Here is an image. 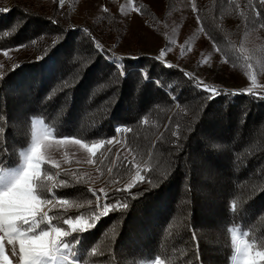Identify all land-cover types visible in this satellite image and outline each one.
<instances>
[{
    "label": "trees",
    "instance_id": "obj_1",
    "mask_svg": "<svg viewBox=\"0 0 264 264\" xmlns=\"http://www.w3.org/2000/svg\"><path fill=\"white\" fill-rule=\"evenodd\" d=\"M57 8H0V51L34 52L0 77V171L21 166L35 119L56 139L88 145L126 130L120 151L105 144L96 157L103 175L112 169L107 203L127 208L102 216L89 173L57 176L45 166L52 183L67 181L54 195L68 204L50 215L69 233L61 239L70 256L82 264H233V232L264 250V91L219 88L210 98L196 76L146 55L122 58L121 76L93 30L62 24ZM197 18L233 67L260 72L264 0H207ZM137 167L145 181L125 190ZM77 218L76 232L63 224Z\"/></svg>",
    "mask_w": 264,
    "mask_h": 264
},
{
    "label": "rangeland",
    "instance_id": "obj_2",
    "mask_svg": "<svg viewBox=\"0 0 264 264\" xmlns=\"http://www.w3.org/2000/svg\"><path fill=\"white\" fill-rule=\"evenodd\" d=\"M206 1L63 0L61 4L60 0H0V8L8 11L15 6L33 7L51 14L55 7L57 8L58 2L57 11L61 23L90 27L96 36L95 44L99 43L103 51L111 54L109 58L117 65L121 64V59L125 57L141 55L156 57L161 51H165L160 61L183 68L209 88L264 91V65L258 73L233 67L204 33L197 12ZM104 8L108 11H103ZM258 34L264 38V32ZM33 55V50L21 48L0 51V77L5 70ZM33 128L42 134L50 133L45 140L48 146L46 156L59 165V168H56L57 173L84 171L89 173L91 178L90 191L100 189L104 192L109 191L106 187L109 173L107 171V175H103V171L99 169L100 161L103 159L98 160L96 156L94 157L88 148L83 147L84 143L77 144L73 139H56L40 119L34 120ZM125 133V129L119 128L117 139L111 145L117 152L124 147ZM100 150L101 148L97 149V154ZM21 166L15 170L0 171V187L7 186L12 176L21 170ZM132 179L133 177L125 185L132 182ZM95 200L98 204L105 203L104 199L97 200L95 197ZM102 211L101 209V215ZM234 238L237 244L247 242L240 232H233ZM10 247L5 242V254H8L10 259H13V264H16V258L11 256ZM67 264L82 263L69 253ZM233 264H242L236 250Z\"/></svg>",
    "mask_w": 264,
    "mask_h": 264
},
{
    "label": "snow or ice",
    "instance_id": "obj_3",
    "mask_svg": "<svg viewBox=\"0 0 264 264\" xmlns=\"http://www.w3.org/2000/svg\"><path fill=\"white\" fill-rule=\"evenodd\" d=\"M60 3L63 4V0H60ZM136 10L140 11L139 9ZM103 11L107 12L108 9L104 8ZM95 47L103 51L99 43H96ZM5 55H7V52H5ZM164 55L165 51H161L153 59L160 61ZM167 66L172 67L171 64ZM117 67L121 69V76H123V64H119ZM185 75L189 79H195L190 73H185ZM201 85H203V81L197 80L196 86L200 87ZM203 90L209 93L210 98H215L223 91L215 87L209 88L207 85L203 86ZM231 94L238 95L242 93L238 91ZM49 134L33 132L30 147L26 152L21 153V170L12 176L7 186L0 187V262L2 264H13V259L5 254V242L11 246L10 253L13 258H16V264H67V257L71 249L61 238L68 236L69 233L63 227L54 224L53 216L50 215L55 209H64L68 204L66 198L54 195V191L67 186V181L59 180L52 183L54 176L50 169L45 167L51 163L52 168H59L57 163L46 156L48 146L45 144V140ZM173 135L177 134L173 133ZM75 142L77 144L81 143L80 140ZM112 143V139H101L92 142L91 147L87 143H84L83 147L88 148V151L95 157L98 148ZM109 150L105 149V151ZM100 156H104V152H101ZM100 163L102 164L103 161H100ZM108 173L111 174L112 169H108ZM56 175L58 176L59 173H56ZM144 181L145 176L142 175L141 169L137 167L132 182L127 184L125 190L131 189ZM110 182L116 183L111 175ZM92 191L97 200H105V203L101 205L102 215H108L110 212L128 207L127 203L121 204L119 201L112 204L107 203L110 195L104 192L103 189ZM55 201H58V203ZM230 210L236 211L235 201L232 202ZM41 222L45 226L41 227ZM63 224L71 225L72 231L76 232L81 221L77 218L75 224H73L72 219H65ZM88 227L91 228V225ZM242 235L245 234L242 233ZM193 238L195 240V233ZM254 244L255 242L247 243L243 241L237 244L235 238L233 239V247L242 264H258V261L259 264H264V250L254 251ZM156 264H161V261L157 260Z\"/></svg>",
    "mask_w": 264,
    "mask_h": 264
}]
</instances>
